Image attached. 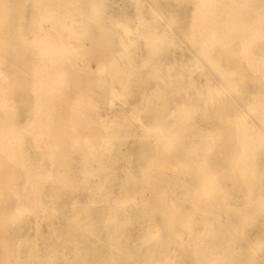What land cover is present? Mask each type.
Returning <instances> with one entry per match:
<instances>
[{"label":"rangeland","instance_id":"obj_1","mask_svg":"<svg viewBox=\"0 0 264 264\" xmlns=\"http://www.w3.org/2000/svg\"><path fill=\"white\" fill-rule=\"evenodd\" d=\"M38 1L0 8V264H204L191 240L202 237L205 254L228 253L212 264H253L254 249L264 264V126L249 108L264 100V0H57L44 30L60 52L44 60ZM202 170L216 184L203 209ZM32 180L39 201L22 204Z\"/></svg>","mask_w":264,"mask_h":264},{"label":"bare ground","instance_id":"obj_2","mask_svg":"<svg viewBox=\"0 0 264 264\" xmlns=\"http://www.w3.org/2000/svg\"><path fill=\"white\" fill-rule=\"evenodd\" d=\"M233 1V0H232ZM249 1H252V0H249ZM39 4L37 3V7H36V11H35V15H34V18H33V29H32V33H31V42L32 44L34 45H40V48L36 53H38L40 59L44 60V58L48 57V55L52 54L53 57H58L59 56V50L53 46H51V44L49 43V35H48V32L44 29H46V27L48 26V23H46V21L48 20V18L52 17V18H55V16L58 15L59 11H57L56 8H58V4L59 2H57V0H40L38 1ZM136 3V2H135ZM3 7V2L2 0H0V8ZM138 8V7H137ZM223 8V7H222ZM229 9V8H228ZM62 14H64L63 18L70 22L69 23V26L68 28L72 30V18L70 16V13L63 10L61 11ZM191 14V12H189ZM194 14V13H193ZM200 14V13H199ZM83 15V14H82ZM192 15V14H191ZM193 16V15H192ZM196 17V15H195ZM56 19V18H55ZM203 19V16L201 15L199 20H197L200 23H202ZM194 20V19H193ZM3 21V16L2 14L0 13V67L3 63V59H2V56H1V52H2V49H3V44L5 43V41L3 40V37H4V34H5V29L4 27H2V22ZM238 21V20H236ZM81 22V21H80ZM261 24V27L264 26V20H260L259 21V25ZM143 28L147 29V24L146 23H143ZM236 25V24H235ZM239 25V24H238ZM197 26V25H196ZM189 27V26H188ZM194 28V27H193ZM241 28V27H240ZM200 33H203L202 30H199ZM245 34V37L246 35H248L247 32H243ZM214 35V34H213ZM212 36V35H211ZM244 36V35H243ZM81 37V36H80ZM215 37H217L215 35ZM239 37V36H238ZM236 38V37H235ZM247 39V38H246ZM248 40V39H247ZM250 40V39H249ZM213 42V41H212ZM214 43V42H213ZM245 43V42H244ZM72 47V46H71ZM240 48V47H239ZM28 49V48H27ZM67 49V48H66ZM27 51V50H26ZM33 53V52H32ZM76 53V52H74ZM28 54V53H27ZM33 55V54H32ZM37 55V54H36ZM247 56V55H246ZM81 57V56H79ZM83 58V57H82ZM80 59V58H79ZM109 59V58H108ZM46 60V59H45ZM206 63V62H205ZM39 64V63H38ZM37 64V66H38ZM50 65V64H49ZM96 65H97V62H96ZM95 65V66H96ZM246 65V63H245ZM46 65L43 64L39 69H36L35 65L33 64L32 65V71L33 72H37L38 71H44L46 70ZM54 70H58L57 69V66L54 65ZM84 67V66H83ZM86 67V66H85ZM88 67V66H87ZM94 67V66H93ZM225 68V67H224ZM250 68H251V65H250ZM261 68V66H260ZM86 69V68H85ZM99 69L100 70H104V66L102 64L99 65ZM96 70V69H94ZM93 70V71H94ZM98 70V69H97ZM112 71H117L118 70V66H112L111 68ZM197 70V69H196ZM3 71H5L3 69ZM86 71V70H85ZM213 71V70H212ZM262 71V70H261ZM107 72V71H106ZM206 72V71H204ZM260 72V71H259ZM98 73V72H97ZM190 73V72H189ZM39 74V73H38ZM214 74V73H213ZM219 74V73H218ZM260 75V74H259ZM4 76L3 72H2V69H0V78H2ZM216 77V76H215ZM219 77V76H218ZM217 77V79H218ZM7 78V77H5ZM187 79V78H186ZM263 79V78H262ZM6 80V79H5ZM219 80V79H218ZM34 81V80H33ZM221 82V81H220ZM187 83V82H186ZM191 85V84H190ZM11 90V89H10ZM175 90V89H174ZM184 92V91H182ZM33 94V93H32ZM121 97V96H120ZM5 98V97H4ZM113 99V98H112ZM36 100V99H35ZM108 100V99H107ZM77 101V100H76ZM35 102V101H34ZM72 102V101H71ZM246 102V101H245ZM108 103V102H107ZM242 103V102H241ZM243 105V104H242ZM244 106V105H243ZM256 109L255 107L252 109V107H249L252 111H253V114H254V119L256 118L258 120V122L260 123V125L264 126V100L261 98L259 100V102L257 103L256 105ZM245 107V106H244ZM247 109V108H246ZM244 110L240 116H239V120L243 121V124L246 125V127H249V128H252L254 130H257L259 132L260 135H262V132L260 130V128H258L259 126L256 124V122L254 120H248V110ZM33 110V109H32ZM3 113V112H2ZM125 113V112H124ZM35 116V115H34ZM131 119V118H130ZM237 119V118H235ZM6 122V121H5ZM72 122V121H71ZM25 124V123H24ZM13 125V124H12ZM27 125V124H25ZM141 125V124H140ZM74 129H76V124L75 122L72 123L71 125ZM235 126V125H234ZM71 127V128H72ZM176 127V126H175ZM72 128V129H73ZM101 128V126H100ZM102 129V128H101ZM3 128H2V124H1V121H0V146H2L4 143H7L8 144V141L6 138H3L2 137V134H3ZM206 130V129H205ZM103 131V129H102ZM159 131V130H158ZM74 133V131H72ZM237 132V130H236ZM236 137V136H235ZM75 138V137H73ZM143 139V138H142ZM74 140V139H73ZM236 140V139H235ZM117 142V141H116ZM237 142V141H236ZM159 143V142H158ZM157 145V144H156ZM57 146V145H56ZM240 146V145H239ZM154 148V147H153ZM20 150H21V147H20ZM24 151V150H23ZM249 151V150H248ZM3 152V151H2ZM240 152V151H239ZM248 153V152H247ZM7 156V154H6ZM21 158V160H26L27 159V155L25 153L22 152V154L19 156ZM237 157V156H236ZM235 157V158H236ZM207 158V157H206ZM10 160V159H9ZM14 162V161H13ZM23 162V161H22ZM16 163V162H15ZM15 163H13L14 165H16ZM235 163V162H234ZM158 166V165H157ZM172 166V165H171ZM242 166H243V173L246 174L248 172V168L250 166V163H249V156L247 154H243L242 155ZM22 167V166H20ZM175 167V166H174ZM22 170V169H21ZM144 170V169H143ZM221 170V169H220ZM23 171V170H22ZM24 173V172H22ZM151 175L154 174L153 171L150 172ZM238 173V172H237ZM25 175V174H24ZM239 175V174H238ZM190 176V175H189ZM195 181L197 183V194H196V199H197V204H196V207L197 208H202L200 207L201 206V203L203 200H206L208 199V195L209 193L213 192L216 188V184H215V178L209 174V172L207 170H202V171H199L197 172L195 175ZM240 177V175H239ZM191 178V177H190ZM24 181H25V178H24ZM32 185L29 186V189L25 190L24 193L22 194V198H21V201H22V204H26V201L29 200V201H33L35 203H37V200L38 198H34V195H39V190H38V187L39 186H36V180H32ZM195 183V184H196ZM246 192V191H245ZM247 193V192H246ZM8 194V192H7ZM8 196V195H7ZM9 197V196H8ZM192 197V196H191ZM213 197L219 201L217 203L218 205V208H216L215 210L212 211V216L213 217H217V221H220L218 222L219 223V226H223L225 225V223L222 221L221 222V217H223L222 215V200L226 199V196L223 194V193H213ZM131 199V198H130ZM39 201V200H38ZM133 204V203H132ZM195 207V206H194ZM41 209V208H40ZM203 209V208H202ZM208 209V208H207ZM79 213V212H78ZM82 213V212H81ZM86 214L89 213L88 211L85 212ZM234 216L236 217H240V216H247V215H250V217L254 216L256 214V211L253 210H249L248 208L245 210V212H242L241 210H235L234 212H232ZM191 216V215H190ZM192 217V216H191ZM190 217V218H191ZM243 218V217H242ZM245 220V218L243 219ZM226 224H228L229 226L227 227H230V225H232V221L231 220H227L226 221ZM35 226V225H34ZM103 227V225H102ZM36 228V227H35ZM149 232L147 233V235H143L142 237H146V238H150V237H153V232L155 231L154 227H150ZM235 233V232H234ZM104 235V234H103ZM110 235V234H109ZM108 235V236H109ZM111 236V235H110ZM169 236V235H168ZM203 238V237H202ZM202 238H193L191 239L192 240V245L195 246V248L193 249V252L195 254V261H200L201 263L204 262V264H212V263H220V262H223L225 257L227 256L228 253L226 252H220L218 253V255L216 256H210L209 254L207 255V253L205 254V252L202 251V248H200L204 243L202 240ZM196 239H199L198 241ZM42 242V241H41ZM31 246H34V244H32ZM138 247H145L147 248V244L144 243V242H141L140 245H138ZM257 250L254 249L253 251H251V253H248V255H244L245 257V260L249 261V262H252L253 264H260L261 263V256L260 258H256L255 257V252ZM224 256H222V255ZM245 254V253H244ZM142 262V260H140ZM37 264H59V260L57 259H54V258H40L38 259L37 261Z\"/></svg>","mask_w":264,"mask_h":264}]
</instances>
